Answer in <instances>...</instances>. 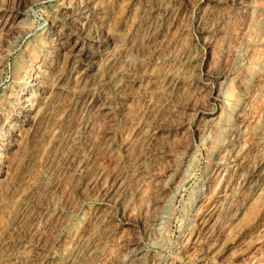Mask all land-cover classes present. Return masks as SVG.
Returning <instances> with one entry per match:
<instances>
[{
	"label": "rangeland",
	"instance_id": "1",
	"mask_svg": "<svg viewBox=\"0 0 264 264\" xmlns=\"http://www.w3.org/2000/svg\"><path fill=\"white\" fill-rule=\"evenodd\" d=\"M159 2L174 11L171 35L157 44L156 51L151 49L136 60L133 74L142 75V84H146L150 75L156 79L163 71L181 68L192 55L206 64L195 71L189 96L184 91L171 97L142 94L130 102L128 117L150 99L158 101L151 116L163 118L172 129L159 145L160 159L149 164L146 181L126 198L128 210L119 213L114 203L106 205L100 195L79 187L78 180L73 191L60 194L62 199L45 193L39 202L45 200L43 212L57 217L58 226L43 242L51 255L45 264H68L63 255L83 231L93 228L105 231L104 235L100 232L105 244L97 264H264V0ZM60 4L62 0H0V17L13 10L22 13L13 30L3 29L0 21L1 115L7 114L3 101L11 90L12 77L23 66L22 49L46 40L50 27L57 29L65 22ZM109 4L112 16L106 31L121 43L130 36L137 6L132 0ZM211 7L222 15V23L212 37V47L205 48L199 44L198 23ZM183 25L189 33L182 34ZM181 52L187 55L181 58ZM175 103L180 105L177 116L163 111ZM59 104L58 111L65 101ZM121 127L114 129L118 139L128 136L127 128ZM134 149L132 155H137L140 149ZM97 152L98 169L104 173L119 169L113 153ZM12 205L7 201L0 208V219ZM99 212L105 220L93 219Z\"/></svg>",
	"mask_w": 264,
	"mask_h": 264
},
{
	"label": "bare ground",
	"instance_id": "2",
	"mask_svg": "<svg viewBox=\"0 0 264 264\" xmlns=\"http://www.w3.org/2000/svg\"><path fill=\"white\" fill-rule=\"evenodd\" d=\"M110 2L62 0L65 22L57 29L50 27L46 40L22 49V69L12 77L11 90L3 101L7 114H0V208L7 201L13 204L12 210L4 214L8 216L0 221V264H45L51 258L44 240L57 226V217L44 213L45 200L39 201L45 193L59 197L67 190L73 191L76 180L83 190L100 195L106 205L112 202L119 213H124L126 198L144 184L149 164L160 159L159 145L166 142L172 129L163 118L151 116L158 101L150 99L128 117L130 102L142 94L149 98L171 97L180 91L187 94L195 71L206 64L192 55L181 68L163 71L156 79L150 75L142 84V75L136 77L132 72L133 65L151 49L156 51L157 44L168 37L174 11L167 6L164 9L159 0H132L137 7L130 36L116 43L108 34L112 32L106 31L112 16ZM211 8L205 9L198 23L199 44L205 48L212 47V37L222 23V15L219 17V11ZM21 16L18 10L2 14V28L15 29ZM181 31L188 32L187 26L183 25ZM185 53L181 52L180 57ZM36 62L39 65L34 67ZM219 93L216 96L221 97ZM61 99L65 107L58 111ZM177 107L178 103L170 104L163 111L177 116ZM121 126L127 128L128 136L118 139L114 129ZM137 147L140 152L132 155ZM100 149L117 157L116 172L104 173L96 167L94 157ZM37 154L40 160L36 158L39 162L35 163ZM92 216L95 221L103 217L100 212ZM91 230L83 231L63 255L68 264H97L105 240L100 235L104 228Z\"/></svg>",
	"mask_w": 264,
	"mask_h": 264
}]
</instances>
